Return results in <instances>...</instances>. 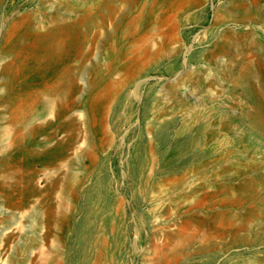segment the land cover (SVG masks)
I'll list each match as a JSON object with an SVG mask.
<instances>
[{
    "label": "rangeland",
    "instance_id": "374dc122",
    "mask_svg": "<svg viewBox=\"0 0 264 264\" xmlns=\"http://www.w3.org/2000/svg\"><path fill=\"white\" fill-rule=\"evenodd\" d=\"M85 257L264 264V0H0V264Z\"/></svg>",
    "mask_w": 264,
    "mask_h": 264
},
{
    "label": "bare ground",
    "instance_id": "6f19581e",
    "mask_svg": "<svg viewBox=\"0 0 264 264\" xmlns=\"http://www.w3.org/2000/svg\"><path fill=\"white\" fill-rule=\"evenodd\" d=\"M99 211H97V209L95 210H90L89 212V219H90V224L92 225V223L97 222L98 218H99ZM109 213H107L103 218H107L109 219ZM87 261H89L88 257H85L82 259L81 263H86ZM89 264V262H87Z\"/></svg>",
    "mask_w": 264,
    "mask_h": 264
}]
</instances>
